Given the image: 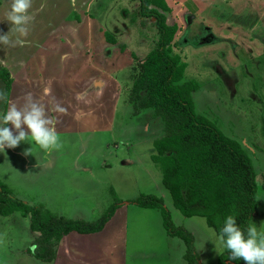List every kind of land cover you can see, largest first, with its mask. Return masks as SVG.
<instances>
[{"label":"rangeland","instance_id":"1","mask_svg":"<svg viewBox=\"0 0 264 264\" xmlns=\"http://www.w3.org/2000/svg\"><path fill=\"white\" fill-rule=\"evenodd\" d=\"M61 1L67 5L68 0ZM165 2L167 24L177 27L171 54L187 65L181 83L198 84L193 92L196 112L237 140L254 163L259 205L250 224L264 231V0ZM139 4L97 0L93 12L102 25L98 31L102 37L92 24L60 25L58 16L43 20L33 30L28 47L36 50L31 49L35 64L43 62L34 68L32 63L30 68L37 77L51 74L44 86L49 91L53 87L46 99L40 92L32 95L56 119L60 146L43 149L28 141L5 148L0 152V182L24 203L89 222L98 220L116 196L122 205L104 235L95 237V243H89L91 237L84 239L88 251L96 255L88 264H188L184 259L187 246L168 234L161 209L132 203L141 195L163 198L174 225L193 235L200 264H219L226 251L220 236L204 218H187L175 209L162 185V173L151 159L154 141L165 135L164 123L151 109L134 115L127 101L136 61L158 42L155 20L142 17ZM8 26L0 24V35L10 31ZM54 28L53 37H48L46 30ZM106 32L115 44L105 40ZM46 39L62 54L37 49ZM3 47L16 50V46L14 50L11 45ZM11 55L15 52L0 53V61L10 62ZM27 55L19 57V62ZM101 80L102 94L96 88L91 89L95 95L85 93ZM57 103L63 104L64 112L55 110ZM3 109L0 100V116ZM28 149L30 154L25 155ZM84 169L89 170L84 173ZM95 235L99 233L87 236ZM38 236L31 229L30 216L0 215V264H53L33 255ZM74 237L78 238L71 240L75 246L86 242ZM72 263L78 264V258Z\"/></svg>","mask_w":264,"mask_h":264},{"label":"trees","instance_id":"2","mask_svg":"<svg viewBox=\"0 0 264 264\" xmlns=\"http://www.w3.org/2000/svg\"><path fill=\"white\" fill-rule=\"evenodd\" d=\"M133 1L140 3L142 17L155 20L158 42L143 59L136 61L135 79L127 101L134 115L151 109L164 123L165 135L154 141L155 154L151 156L162 173V185L175 209L184 217L204 218L220 236L226 217L232 215L246 233L259 205L254 163L237 140L196 112L193 92L198 84L181 83L187 65L178 55L171 54L170 45L177 27L167 24L163 13L168 11L165 0ZM104 35L107 42L116 43L112 35L107 32ZM0 80L9 98L13 79L4 65L0 66ZM7 105L4 102L3 114ZM114 198L113 204L98 220L89 222L57 216L43 207L24 203L14 198L0 182V215L18 212L24 217L30 216L31 229L39 234L33 255L53 263L65 236L72 232L88 235L104 230L122 205L116 196ZM132 203L146 209L160 208L168 234L182 239L187 246L184 259L188 264H200L193 235L174 225L163 198L141 195ZM230 254L226 249L219 264H243L241 260H229Z\"/></svg>","mask_w":264,"mask_h":264},{"label":"clouds","instance_id":"3","mask_svg":"<svg viewBox=\"0 0 264 264\" xmlns=\"http://www.w3.org/2000/svg\"><path fill=\"white\" fill-rule=\"evenodd\" d=\"M31 7L32 0H12L11 9L6 16L12 27L7 34L0 35V44L22 46L25 43L22 38L12 42L10 33L15 31L20 37L26 36L27 25L33 19L29 13ZM43 91L47 94L49 89L45 88ZM0 100L8 104L7 111L0 116V152H4L6 147L16 148L21 142L28 141H34L43 149L60 146L56 119L47 115L45 104L34 99L32 93L24 95L21 105L9 100L5 92H0ZM55 110L61 113L65 111L58 103ZM9 124L12 128L8 127ZM23 126H26L27 131ZM24 154L29 155L30 149ZM220 240L231 253L229 260H241L243 264H264V231H258L255 223L250 224L245 233L237 225L236 218L229 215L220 230Z\"/></svg>","mask_w":264,"mask_h":264},{"label":"crops","instance_id":"4","mask_svg":"<svg viewBox=\"0 0 264 264\" xmlns=\"http://www.w3.org/2000/svg\"><path fill=\"white\" fill-rule=\"evenodd\" d=\"M39 1L40 0H32V7L29 9V13L33 16V19L27 25L28 32H27L26 36L20 37V35L18 33H16L15 31H13L10 34V37H12L10 40L12 42H15L17 39H20V38L24 39V41H25V43L22 46L18 45V44H17L18 46L16 45V50H17V48L19 49V50H17L18 52H16V50H14V46L10 47L11 49L14 50V51H11V50L5 49V47H3V44H0V53H4V55H5V54L10 53V52L12 54L15 52V56L11 55V58H8L13 65H11L10 62L7 60H5V61L2 60V61H0V63H2V64H0V66L1 65L6 66L11 73L13 82H12V86H11L9 100L15 101L18 105H21L24 102L23 97L26 93L40 92L46 99L47 95L49 93H51V91H52L53 86H50V91L47 94H45L43 91L46 88L44 86V80L48 76H52L51 74H46L45 76H39V77H37L36 74L34 75L35 72H34L33 68L36 65L40 66L43 61L41 63H39V61H38V63L35 64L34 60L32 59L35 55L32 53V51H36V50H33V47L32 48L28 47V46H30V43L33 41V38L35 36L33 30L35 29L37 31L40 23L43 20H46L47 18H53L55 16H58L59 20H60V25L61 24H71V25L76 24L77 26L78 25L82 26L84 24H92L93 27H91V26L90 27L97 32L99 31L100 28H102V25L98 20L99 18L95 17L94 12H93L94 3L97 0H68L67 5L63 4L61 0H43L44 2L41 3V7H39L40 6ZM56 2L59 3V4H57L58 5L57 7H56ZM11 3H12V0H0V24L4 23L6 25H9L7 28L8 30L11 29L12 24L9 21H7V19H6L7 14H5V13H8L10 11ZM43 11H44V14H42ZM71 14H72V17H70ZM57 19L58 18L56 17V20ZM94 22H96V24L93 25ZM55 29L56 28H54L50 31L46 30L48 32V37H53V32ZM98 34H99V37H102V34H100V32H98ZM46 40H47V42L38 46L37 49L39 47H41L40 50H43L44 52L47 49H49V50H53L51 52V54H54V53L62 54V53H60L61 52L60 49H55L53 46H51L53 44H51L49 39H46ZM41 42L42 41H39L35 45H38ZM50 47H52L53 49ZM31 49H32V51H31ZM29 50H30V53H32L31 56L29 54L30 57H28V55L26 53V52H29ZM55 50H57V51H55ZM19 53L21 55H19ZM23 54H26L27 57H23L22 61L19 62V57H22ZM25 58H27V59L25 60ZM32 63L34 66L31 69L30 67L32 66ZM41 85H43V86L41 87ZM102 85L103 84H102V80H101V82L97 86L89 87L88 89H86L85 93L87 95H92V94L95 95V93H93L91 91V89L96 88L97 92L102 94V90H103ZM30 87H31V89H30ZM0 92H5V84L1 80H0ZM46 102H48V101H46ZM59 105H60V107H63V104H59ZM3 107H4V101H3ZM7 108H8V105H7ZM3 111H4V109H3ZM1 116H2V113H1ZM9 128H12L11 124H9ZM12 130L15 133V129L13 128ZM88 170L89 169H84V173H86ZM116 216L117 215H115V217ZM107 226L108 225H106V227ZM106 227L104 228V230L106 229ZM104 230L102 232H100L99 235H95V236H87V235H83V234L78 235L76 232H72L69 235L65 236L61 240V242L58 246L57 257H56V260L54 261L53 264H60L59 263L60 261L64 262V264H73L72 260H74V258H78V261H79L78 264H82V263H86V262L88 264V260H91V259L93 262L94 261L93 259H94V257H96V255L92 254L91 252L88 251V248L86 247V246H88V243L84 239H90L88 237H91V240H89V243L90 242L95 243L98 240V239H95V237H98L100 235H104L103 234V233H105ZM95 234H98V233H95ZM88 235H93V234H88ZM74 236H77V237L83 239V241H86L83 244V246L78 247V246H75L71 242L72 239H78ZM83 250L85 252H83ZM84 259L86 260V262L84 261ZM89 264H91V263H89Z\"/></svg>","mask_w":264,"mask_h":264}]
</instances>
